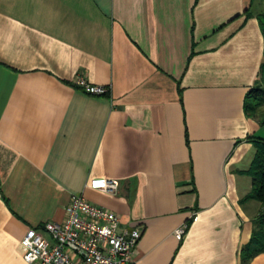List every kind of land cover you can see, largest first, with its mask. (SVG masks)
I'll return each instance as SVG.
<instances>
[{
  "label": "crops",
  "instance_id": "crops-1",
  "mask_svg": "<svg viewBox=\"0 0 264 264\" xmlns=\"http://www.w3.org/2000/svg\"><path fill=\"white\" fill-rule=\"evenodd\" d=\"M262 12L255 0H0V264H31L20 240L63 221L73 195L141 232L130 264H243L261 208L242 199L264 138L244 109ZM77 76L108 90L86 94Z\"/></svg>",
  "mask_w": 264,
  "mask_h": 264
},
{
  "label": "built area",
  "instance_id": "built-area-1",
  "mask_svg": "<svg viewBox=\"0 0 264 264\" xmlns=\"http://www.w3.org/2000/svg\"><path fill=\"white\" fill-rule=\"evenodd\" d=\"M74 84L90 95H102L108 90L83 76H77ZM118 185L117 180L91 182L92 187L112 193ZM185 230L186 226L177 228L175 236L182 239ZM140 237L137 228L122 230L113 211L73 195L63 221L30 228L19 244L24 260L31 264H130Z\"/></svg>",
  "mask_w": 264,
  "mask_h": 264
},
{
  "label": "trees",
  "instance_id": "trees-1",
  "mask_svg": "<svg viewBox=\"0 0 264 264\" xmlns=\"http://www.w3.org/2000/svg\"><path fill=\"white\" fill-rule=\"evenodd\" d=\"M258 19L264 36V12L258 15ZM244 109L247 116L262 119L264 123V61L260 66L255 86L245 98ZM253 142L256 148L255 155L250 167L245 171L252 179V189L242 201L256 200L261 204V208L254 220L251 239L241 251L243 264L264 252V138L253 137Z\"/></svg>",
  "mask_w": 264,
  "mask_h": 264
},
{
  "label": "rangeland",
  "instance_id": "rangeland-1",
  "mask_svg": "<svg viewBox=\"0 0 264 264\" xmlns=\"http://www.w3.org/2000/svg\"><path fill=\"white\" fill-rule=\"evenodd\" d=\"M255 9L263 10L264 9V0H255ZM252 10H253V7H252ZM261 133H264V127H263V131ZM259 135L264 136V134H259Z\"/></svg>",
  "mask_w": 264,
  "mask_h": 264
}]
</instances>
